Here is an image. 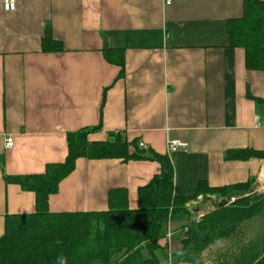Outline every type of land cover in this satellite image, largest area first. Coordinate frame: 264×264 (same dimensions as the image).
Masks as SVG:
<instances>
[{
    "label": "crops",
    "instance_id": "obj_1",
    "mask_svg": "<svg viewBox=\"0 0 264 264\" xmlns=\"http://www.w3.org/2000/svg\"><path fill=\"white\" fill-rule=\"evenodd\" d=\"M2 1L0 237L6 216L35 211L34 193L4 177L63 163L67 135L80 130L90 141L117 133L146 157H168L179 197L193 196L198 183H264V159L228 158L264 152V72L246 70L244 50L232 48L227 33L242 17V0H14L11 13ZM47 27L61 51L43 50ZM104 48L123 54L121 75ZM171 140L187 149L168 152ZM159 173L152 161L80 158L48 210L106 211L112 189H126L133 210L138 188Z\"/></svg>",
    "mask_w": 264,
    "mask_h": 264
},
{
    "label": "trees",
    "instance_id": "obj_2",
    "mask_svg": "<svg viewBox=\"0 0 264 264\" xmlns=\"http://www.w3.org/2000/svg\"><path fill=\"white\" fill-rule=\"evenodd\" d=\"M242 9L240 19L227 23L229 44L244 50L246 70L264 72V2L242 0ZM42 48L62 50L49 27ZM103 56L120 68L121 75L123 54L104 48ZM89 133H69L64 162L47 165L42 174L4 177L6 183L34 193L35 211L5 217L0 264H56L61 255L67 264H160L161 260L166 264H264V194L240 198L228 207L223 202L198 221L189 222L190 213L184 208L198 196L230 198L248 192L250 182L223 188L198 183L193 196L179 197L173 193L174 173L168 157L154 153L146 157L135 141L128 143L117 133L105 141H90ZM80 158L152 161L159 164L160 173L138 188L136 209L129 208L126 189H112L106 211L49 212V196L58 191ZM228 158L264 159V152L239 150ZM182 220L187 224L181 249L169 254L168 241L163 240L167 228L170 222Z\"/></svg>",
    "mask_w": 264,
    "mask_h": 264
},
{
    "label": "rangeland",
    "instance_id": "obj_3",
    "mask_svg": "<svg viewBox=\"0 0 264 264\" xmlns=\"http://www.w3.org/2000/svg\"><path fill=\"white\" fill-rule=\"evenodd\" d=\"M264 183H260L258 187H250V190L245 193L234 194L230 198H220L217 195L198 196L193 201L187 203L184 208L190 213L189 222L198 221V219L205 214L214 210L216 205L220 206L221 203H226L225 207L230 206L236 200L240 198H253L264 194ZM187 222L182 220L180 222H170L166 234L170 233V237L167 235L163 240L168 241L167 249L169 254H173L181 249V240L183 239V226ZM168 254V253H167ZM160 264H166L165 261L161 260Z\"/></svg>",
    "mask_w": 264,
    "mask_h": 264
},
{
    "label": "built area",
    "instance_id": "obj_4",
    "mask_svg": "<svg viewBox=\"0 0 264 264\" xmlns=\"http://www.w3.org/2000/svg\"><path fill=\"white\" fill-rule=\"evenodd\" d=\"M165 5H169L172 0H162ZM2 11L4 13H11L16 10V3L14 0H3L1 3ZM13 145V140L11 137H7L4 142L5 149H10ZM139 147H144L142 143H139ZM167 151L170 153H174L177 151H185L187 149V144L183 142H179L176 140H171L167 142L166 145ZM167 237H170V233H168Z\"/></svg>",
    "mask_w": 264,
    "mask_h": 264
},
{
    "label": "clouds",
    "instance_id": "obj_5",
    "mask_svg": "<svg viewBox=\"0 0 264 264\" xmlns=\"http://www.w3.org/2000/svg\"><path fill=\"white\" fill-rule=\"evenodd\" d=\"M56 264H67V260L64 256H57L56 257Z\"/></svg>",
    "mask_w": 264,
    "mask_h": 264
}]
</instances>
